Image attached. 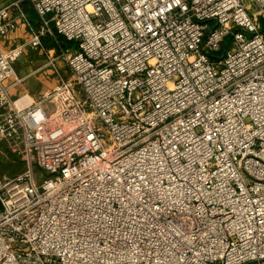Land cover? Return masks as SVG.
Segmentation results:
<instances>
[{
  "label": "built area",
  "instance_id": "1",
  "mask_svg": "<svg viewBox=\"0 0 264 264\" xmlns=\"http://www.w3.org/2000/svg\"><path fill=\"white\" fill-rule=\"evenodd\" d=\"M25 1L0 35L76 47L33 102L0 51V264H264V0Z\"/></svg>",
  "mask_w": 264,
  "mask_h": 264
},
{
  "label": "crops",
  "instance_id": "2",
  "mask_svg": "<svg viewBox=\"0 0 264 264\" xmlns=\"http://www.w3.org/2000/svg\"><path fill=\"white\" fill-rule=\"evenodd\" d=\"M29 16H36L34 10L29 13ZM31 21L35 26L40 23V21H35V18L31 19ZM31 37L32 35L29 27L22 21H20L16 29L12 30L7 35H0V51H8L13 47L24 45V52L14 64V68L16 74L24 77L25 80L23 83L14 85L11 88L13 97L19 102L23 101V95H27L28 100L32 102L38 100L45 91L55 87L62 80L69 78L66 72L65 74L61 72L58 76L52 74L56 72L55 70L46 71V69L50 67V65H47L48 51L52 54H59L58 48L55 47L53 41L51 39L48 40L44 50L42 48L31 47L29 44ZM52 39L55 38L53 37ZM58 62L60 66H63V62L60 58ZM13 81L14 78L12 77L8 79L6 83L11 84Z\"/></svg>",
  "mask_w": 264,
  "mask_h": 264
},
{
  "label": "rangeland",
  "instance_id": "3",
  "mask_svg": "<svg viewBox=\"0 0 264 264\" xmlns=\"http://www.w3.org/2000/svg\"><path fill=\"white\" fill-rule=\"evenodd\" d=\"M245 3H250L251 6L253 7V9H256L258 6L257 4L253 1V0H243ZM24 8L28 13H31L34 8L33 5L31 4L30 1L26 0L24 3ZM35 12V10H34ZM36 14V13H35ZM31 19L35 18V21L37 20L39 22V18L36 14L35 17L30 16ZM40 23L36 26H39ZM51 37V38H49ZM53 36L50 34H47L43 37V42L44 45H46V42L48 40H52L55 47L59 48L60 45L64 46V47H69V48H75L76 45L74 42H69L68 40H66L65 38H63L61 35L57 34V38H58V42L55 39H52ZM230 36H228L225 40H224V44L226 45H230L231 46V42H229ZM45 40V41H44ZM63 62V66L58 65V68L60 69V72H62V74L65 72L67 73V76L69 78L72 77V70L69 67V65L67 64V62L60 58ZM54 71L53 66H50L49 68L46 69V71ZM52 74L54 75H58L59 74L57 72H53ZM0 148L2 152H0V175L2 174H8V175H16L20 172H22L25 169V162L22 160V158L20 156H18L16 153H14V151H12L10 148H8L4 143L0 142Z\"/></svg>",
  "mask_w": 264,
  "mask_h": 264
},
{
  "label": "trees",
  "instance_id": "4",
  "mask_svg": "<svg viewBox=\"0 0 264 264\" xmlns=\"http://www.w3.org/2000/svg\"><path fill=\"white\" fill-rule=\"evenodd\" d=\"M263 26H264V19H263Z\"/></svg>",
  "mask_w": 264,
  "mask_h": 264
}]
</instances>
